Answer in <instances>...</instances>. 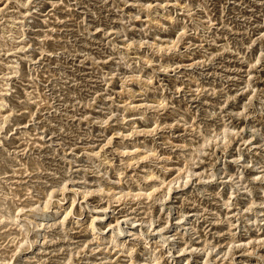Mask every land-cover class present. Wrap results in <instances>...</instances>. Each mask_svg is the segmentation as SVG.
Wrapping results in <instances>:
<instances>
[{"label": "rangeland", "instance_id": "1", "mask_svg": "<svg viewBox=\"0 0 264 264\" xmlns=\"http://www.w3.org/2000/svg\"><path fill=\"white\" fill-rule=\"evenodd\" d=\"M0 264H264V0H0Z\"/></svg>", "mask_w": 264, "mask_h": 264}]
</instances>
